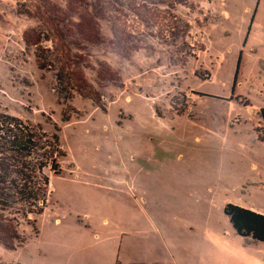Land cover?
<instances>
[{"label": "rangeland", "instance_id": "374dc122", "mask_svg": "<svg viewBox=\"0 0 264 264\" xmlns=\"http://www.w3.org/2000/svg\"><path fill=\"white\" fill-rule=\"evenodd\" d=\"M11 131L58 171L0 264H264V0H0Z\"/></svg>", "mask_w": 264, "mask_h": 264}, {"label": "trees", "instance_id": "16d2710c", "mask_svg": "<svg viewBox=\"0 0 264 264\" xmlns=\"http://www.w3.org/2000/svg\"><path fill=\"white\" fill-rule=\"evenodd\" d=\"M8 136L10 140L7 139L6 144L9 145L11 151L17 152L19 157L5 159L0 157V208L15 210L17 214L21 212V218L24 217L26 224L34 225L35 217L45 207V198L49 193H47V186L50 173H57V163L52 157L49 163L28 160L27 157L30 155L28 139L25 140L18 132L12 131ZM224 214L237 234L264 243L263 215L233 204L225 206ZM28 215H32L30 220L26 219ZM20 224L21 221H17L14 226V234L10 236L11 244L2 242V238H0V242L12 247L14 243L19 244L24 239V236L19 232Z\"/></svg>", "mask_w": 264, "mask_h": 264}]
</instances>
